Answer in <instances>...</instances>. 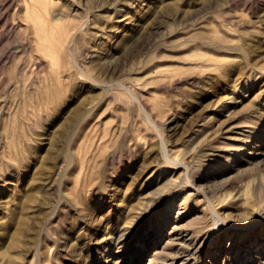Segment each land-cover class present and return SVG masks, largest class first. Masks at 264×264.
Returning <instances> with one entry per match:
<instances>
[{"label":"rangeland","instance_id":"1","mask_svg":"<svg viewBox=\"0 0 264 264\" xmlns=\"http://www.w3.org/2000/svg\"><path fill=\"white\" fill-rule=\"evenodd\" d=\"M0 264H264V0H0Z\"/></svg>","mask_w":264,"mask_h":264},{"label":"bare ground","instance_id":"2","mask_svg":"<svg viewBox=\"0 0 264 264\" xmlns=\"http://www.w3.org/2000/svg\"><path fill=\"white\" fill-rule=\"evenodd\" d=\"M110 82V81H109ZM108 82V83H109ZM107 83V82H106ZM113 84V83H112ZM110 86H111V84H110ZM126 86V85H125ZM28 226H29V224H28ZM28 226H27V224L25 223V222H21V223H19V225H18V227H17V234H16V236H15V238L14 239H12V242H11V246H13L14 247V249L16 248V249H18V247L19 246H21V241H20V238H19V234L20 233H22V232H26V231H30V229L28 228ZM30 227V226H29ZM126 232H120V234H119V238H123L126 234H125ZM18 254H17V256H20V252H17ZM39 254H41L40 252H39ZM21 257H22V255H21ZM35 257H36V254H35ZM35 257L33 258L34 259V263H35V261H36V259H35ZM40 257V256H39ZM41 258V257H40ZM108 260L109 259H107V262H108Z\"/></svg>","mask_w":264,"mask_h":264}]
</instances>
